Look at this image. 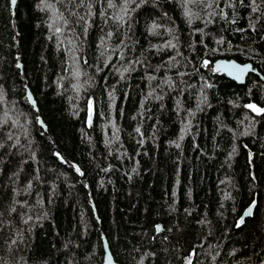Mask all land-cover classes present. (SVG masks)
<instances>
[{
    "label": "trees",
    "instance_id": "trees-1",
    "mask_svg": "<svg viewBox=\"0 0 264 264\" xmlns=\"http://www.w3.org/2000/svg\"><path fill=\"white\" fill-rule=\"evenodd\" d=\"M219 57L264 76V0H0V264H264V79Z\"/></svg>",
    "mask_w": 264,
    "mask_h": 264
},
{
    "label": "water",
    "instance_id": "water-1",
    "mask_svg": "<svg viewBox=\"0 0 264 264\" xmlns=\"http://www.w3.org/2000/svg\"><path fill=\"white\" fill-rule=\"evenodd\" d=\"M16 1V0H15ZM10 7H11V12H14L15 8V2L13 3V0H10ZM17 65L20 68L21 67V62L18 58L17 60ZM212 68L214 73L218 75H224L226 78L236 82L237 84H243L245 83L248 75L250 73H254L258 75L261 79H264V76L257 70V68L253 67L252 62L250 61H245V62H239L235 60L234 58H224V57H219L216 58L212 62ZM243 70V71H241ZM25 95L29 101V103L33 106L35 110H37V105L34 99V96L28 86H25ZM39 124L45 129L44 122L42 119L39 117L38 119ZM251 208V213H248V210ZM254 211V204L248 205L243 213L241 214L239 218V223L242 224L245 220L246 217H249ZM156 231L159 233L162 231V224L157 223L155 224ZM102 244H103V264H119L113 257L111 250L108 245V241L105 237L104 234H102Z\"/></svg>",
    "mask_w": 264,
    "mask_h": 264
},
{
    "label": "snow or ice",
    "instance_id": "snow-or-ice-1",
    "mask_svg": "<svg viewBox=\"0 0 264 264\" xmlns=\"http://www.w3.org/2000/svg\"><path fill=\"white\" fill-rule=\"evenodd\" d=\"M15 2V0H13V3ZM243 71V70H241ZM249 107L253 108L255 111H258V112H264V109H255V106L253 105H249ZM248 213L250 214L251 213V208L248 210Z\"/></svg>",
    "mask_w": 264,
    "mask_h": 264
}]
</instances>
